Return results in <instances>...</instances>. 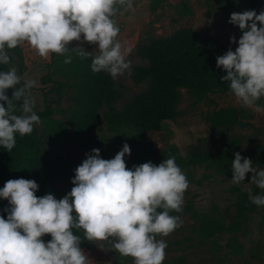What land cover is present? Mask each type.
<instances>
[{
    "label": "clouds",
    "instance_id": "1",
    "mask_svg": "<svg viewBox=\"0 0 264 264\" xmlns=\"http://www.w3.org/2000/svg\"><path fill=\"white\" fill-rule=\"evenodd\" d=\"M135 0H0V147L11 152L17 135H30L41 123L34 111L31 89L33 79L18 74L10 50L29 44L42 58L51 54L91 57L94 73L107 72L113 79L131 75L132 48L121 41L120 28L114 19L120 8L132 9ZM229 23L238 26L242 36L235 51L231 47L217 56V67L226 75L230 93L244 108L264 113V10L233 12ZM259 25V26H258ZM237 43L236 37L230 38ZM73 41L80 46L71 47ZM96 45L93 52L83 47ZM71 53V54H70ZM11 56V58H10ZM14 89L12 98L6 94ZM7 103V107L5 104ZM19 113V114H18ZM127 143L112 159H104L94 148L77 166L71 180L73 187L57 199L51 192L38 197L35 180L10 179L0 188V199L8 201L0 215V264H90L81 248L83 230L88 241L110 238L122 257H132L134 264H163L167 237L184 223V194L189 181L169 156L159 165L151 161L126 167L130 156ZM231 161L233 184H241L252 173L251 183L264 190V169L253 166L250 158L234 153ZM249 200L264 206V191ZM51 235L45 242L42 237Z\"/></svg>",
    "mask_w": 264,
    "mask_h": 264
},
{
    "label": "rangeland",
    "instance_id": "2",
    "mask_svg": "<svg viewBox=\"0 0 264 264\" xmlns=\"http://www.w3.org/2000/svg\"><path fill=\"white\" fill-rule=\"evenodd\" d=\"M152 1L135 0L132 9L121 7L114 18L120 28L119 38L132 48L128 57L131 60V71L136 66L146 64L136 53L140 43L169 37L181 28H190L203 37L214 38L226 49L231 47L235 51L238 47L242 32L238 26L229 23L230 18L225 16L218 0H164L155 12L151 10ZM184 3L191 7L192 15L183 14ZM244 10L252 9L249 4H245ZM233 36L237 40L235 44L230 40ZM70 46H80V42L73 41ZM83 47L93 52L97 46L85 42ZM20 48L26 66L24 80L36 81L31 89L36 111L42 113L50 109L54 118L63 119L74 102L71 94L65 93L58 97L43 83L44 77L50 71L47 65L51 63V55L42 58L27 43L20 45ZM113 81L122 96L117 102L118 108H122L147 88V83L136 84L127 73ZM258 103L264 104V97ZM225 107L244 108L237 102L234 94L214 93L209 99L196 102L183 90V100L179 106L180 116L174 121L166 122L162 130L144 134L147 143L160 159L162 151L171 146L180 151L185 161L181 169L189 181V187L184 194L183 213L180 215L183 225L167 237H158L167 243L163 264L182 258L185 259V264H264V206H258L247 213L246 218H240L237 209L239 194L234 188L239 187L247 193L251 189L253 194L264 190L251 183L252 173L247 174L241 184L231 183L233 172L219 170L212 159L222 147L212 133L206 117L214 110ZM244 109L251 111L253 115L251 126L236 128L231 133L243 138L242 148L233 152H239L243 157L247 149L264 145V113ZM36 127L43 133L42 121ZM124 143L131 149L130 156L125 157L126 167H129L135 148L127 133L108 132L104 121L92 136L80 137L71 132L63 144L55 145L44 140L43 145L49 149L54 160L52 178L57 192L63 197L70 192L68 188L71 174L86 159V153L98 148L102 158L112 159ZM199 154L208 160L195 163ZM254 167L264 169V165L256 164ZM113 239L95 242L86 239L80 244L90 258V264H134L132 257L122 262L124 257L114 249Z\"/></svg>",
    "mask_w": 264,
    "mask_h": 264
},
{
    "label": "trees",
    "instance_id": "3",
    "mask_svg": "<svg viewBox=\"0 0 264 264\" xmlns=\"http://www.w3.org/2000/svg\"><path fill=\"white\" fill-rule=\"evenodd\" d=\"M163 2L164 0H153L151 10L157 11ZM218 4L228 18L233 12H243L245 4H249L252 10L258 12L264 10V0H218ZM183 14L192 15L191 7L187 3H184ZM227 50L214 38L203 37L190 28H181L169 37L140 43L136 53L146 64L134 67L131 77L136 84L147 83V88L122 108L117 107V102L122 96L113 78L107 72L94 73L91 70V57L80 59L72 54V63L65 64V57L51 54V63L47 65L50 71L44 77L43 83L58 97L65 93L71 94L74 104L63 119L54 118L50 109L39 113L34 108L44 124V131L41 133L38 127L34 126L30 135H17L16 146L11 152L0 147V188L10 179L23 177L38 183V197L51 192L57 199L62 198L54 185V160L49 149L44 147V140L55 145L63 144L71 132L80 137L92 136L102 121L105 122L108 132L127 133L135 148L128 168L149 161L157 165L169 156H175L181 168L185 161L176 147L171 146L162 151L160 159L147 143L144 134L160 131L166 122L174 121L180 116L179 106L183 100V90L196 102L207 100L214 93L231 94L228 83L221 79L226 73L217 67L216 59ZM10 55L23 83L26 70L23 51L18 46L10 50ZM7 69V65H0V71ZM13 93L14 89H8L6 92L9 98H12ZM3 103L7 107V103ZM252 118L251 111L237 107L220 108L207 115L206 121L222 147L221 151L212 157L219 170L232 171L231 161L235 158L233 152L242 148L243 138L231 133L236 128L250 127ZM244 154L252 160L253 166L264 165V145L249 148ZM206 160V157L199 154V158L194 162ZM74 175L75 172L70 177L69 191L73 187L71 180ZM234 190L239 194L238 216L244 219L247 213L254 211L258 206L250 202L249 193L243 192L239 187ZM8 206L7 200L0 199V215H4L5 219L7 213L3 209ZM235 226L231 227V230ZM75 234L81 237V243L86 240L83 230H75ZM42 239L47 242L51 240V235L46 234ZM128 260L129 257H124L122 262ZM167 264H185V259Z\"/></svg>",
    "mask_w": 264,
    "mask_h": 264
}]
</instances>
